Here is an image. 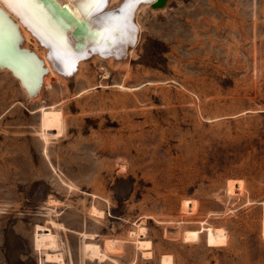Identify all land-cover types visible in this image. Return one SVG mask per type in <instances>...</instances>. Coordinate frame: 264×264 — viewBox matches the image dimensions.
<instances>
[{
    "label": "rangeland",
    "instance_id": "rangeland-1",
    "mask_svg": "<svg viewBox=\"0 0 264 264\" xmlns=\"http://www.w3.org/2000/svg\"><path fill=\"white\" fill-rule=\"evenodd\" d=\"M156 3L128 52L0 68V264H264V0Z\"/></svg>",
    "mask_w": 264,
    "mask_h": 264
},
{
    "label": "bare ground",
    "instance_id": "bare-ground-1",
    "mask_svg": "<svg viewBox=\"0 0 264 264\" xmlns=\"http://www.w3.org/2000/svg\"><path fill=\"white\" fill-rule=\"evenodd\" d=\"M64 1L68 2L69 9L77 17L62 8ZM151 1H156V5L161 2H143L147 4ZM138 7H141L138 0L131 9L126 8V0H116L110 6L106 5L105 11L100 15L85 17L82 5L74 6L71 0H30L27 8L21 10L22 15H17L6 4L0 3V68L17 73L28 87H32L41 83L50 84L54 77L65 78L63 75L69 72L67 65H81L85 62L81 61L88 50H95L93 54H98L99 57L122 50L124 53L128 52L139 39L138 26H141L136 17ZM123 16L127 19L122 22L119 18ZM80 18H85V26L79 27L77 34H74L75 21ZM16 26L26 40L22 46L18 44ZM105 26L115 30L116 35L112 39L105 38ZM2 63L8 66H1ZM46 69L48 74L45 72L42 75ZM140 228L143 233L146 231L145 226ZM138 244L150 247L152 242L139 237ZM84 248L89 255L100 259L106 257L98 244L85 243ZM61 256L62 253L46 252L47 261Z\"/></svg>",
    "mask_w": 264,
    "mask_h": 264
},
{
    "label": "snow or ice",
    "instance_id": "snow-or-ice-1",
    "mask_svg": "<svg viewBox=\"0 0 264 264\" xmlns=\"http://www.w3.org/2000/svg\"><path fill=\"white\" fill-rule=\"evenodd\" d=\"M29 2L30 0H0V3L6 4L17 15H22L21 10L27 8ZM136 2L137 0H126V8L131 9L132 5H134ZM72 3L74 6L77 4L82 5L83 15L87 17L96 13H101L102 9L108 3V0H72ZM119 19L123 22L126 21L127 17L123 16ZM103 31L105 33V38L107 39H112L116 35L115 30L108 26H105ZM71 67V63L67 65L68 71H71Z\"/></svg>",
    "mask_w": 264,
    "mask_h": 264
},
{
    "label": "water",
    "instance_id": "water-1",
    "mask_svg": "<svg viewBox=\"0 0 264 264\" xmlns=\"http://www.w3.org/2000/svg\"><path fill=\"white\" fill-rule=\"evenodd\" d=\"M72 1V0H71ZM142 1H149V0H138V2L140 3V2H142ZM161 2L160 3H162V0H160ZM108 4V3H107ZM106 4V5H107ZM66 5H67V7H66ZM106 5H105V7H106ZM69 4H68V2H66V1H64L63 2V4H62V8L63 9H65V10H69V12L71 11H73L72 9H69ZM104 7V8H105ZM102 9V12H104L105 11V9ZM116 9V8H115ZM101 12V13H102ZM73 14H74V12H72ZM72 13H70V14H72ZM101 13H96V14H93V15H91V17H96V16H98V15H100ZM75 15V14H74ZM73 15V16H74ZM76 16V15H75ZM77 17V16H76ZM88 17V16H87ZM84 20H85V18H80L78 21H75V23H76V26H75V28L73 29V33L74 34H77V29L79 28V27H84L85 26V24H84ZM16 32H17V34L19 35L18 36V44H22L23 42H24V37L20 34V31H19V29H18V27L16 26ZM21 48H23V47H21ZM31 51H33V50H31ZM89 52V53H88ZM88 52L87 53H85V58L86 57H88V56H91L94 52H95V50H88ZM127 55H125L124 57H126ZM8 66V64H6V63H2L1 64V66ZM75 65H77V64H75ZM74 69H76V67L74 68ZM74 69H73V71L71 72V73H73L74 72ZM48 69H46L43 73H42V75L47 71ZM70 73V74H71ZM42 84V83H41ZM39 89H40V86H39V88H38V90L37 91H35V94L39 91Z\"/></svg>",
    "mask_w": 264,
    "mask_h": 264
}]
</instances>
